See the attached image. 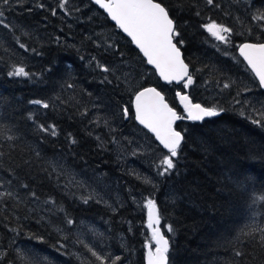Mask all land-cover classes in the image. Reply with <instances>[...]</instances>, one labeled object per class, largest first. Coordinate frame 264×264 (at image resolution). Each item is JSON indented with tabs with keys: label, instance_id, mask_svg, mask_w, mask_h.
<instances>
[{
	"label": "trees",
	"instance_id": "trees-1",
	"mask_svg": "<svg viewBox=\"0 0 264 264\" xmlns=\"http://www.w3.org/2000/svg\"><path fill=\"white\" fill-rule=\"evenodd\" d=\"M162 2L193 74L189 97L222 109L175 123L185 136L163 177L157 166L163 171L168 152L134 121L130 100L153 85L184 116L178 86L160 82L90 0H67L55 16L58 0L0 4L10 25L0 26V264H113L115 256V264H143L149 198L170 241L169 264H264V126L252 122L264 112V89L236 53L241 41L264 42V20L253 19L264 0ZM212 21L233 30L223 33L228 42L202 27ZM97 62L116 69L111 85ZM16 67L32 75L9 77Z\"/></svg>",
	"mask_w": 264,
	"mask_h": 264
},
{
	"label": "snow or ice",
	"instance_id": "snow-or-ice-1",
	"mask_svg": "<svg viewBox=\"0 0 264 264\" xmlns=\"http://www.w3.org/2000/svg\"><path fill=\"white\" fill-rule=\"evenodd\" d=\"M94 2L99 5L100 9L105 10L123 33L131 37L132 42L143 53V57L146 58L147 65H153L163 81L168 84L175 82L178 86L176 97L180 105L183 106L184 112L187 114L186 117L178 114L177 110L166 102L165 96L156 87L143 88L137 91L134 97L136 120L139 121L140 125L150 129L160 144L168 150V155H165L160 162L164 166L163 171H159L160 166H157V175L166 176L176 167L174 158L178 157V150L181 148L185 136V133L174 128V123L182 119L202 121L205 118L219 115L222 109L218 111L213 107L193 103L189 94L183 91L194 84V78L189 70V65L184 62L181 49L178 46L183 44V41L178 39L180 33L176 31L175 21L171 18L170 11L162 0H94ZM206 3L212 5L213 0H206ZM0 4L7 7L11 4V0H0ZM39 7L43 8L44 5L40 4ZM66 8L67 0H58V8L51 10L52 15L55 16L58 9L63 11ZM65 15H71V12L65 11ZM253 19L264 20V12L259 16L254 15ZM0 26L10 27V25L4 23V12L2 10H0ZM202 27L216 40L223 42L230 40V37H226L223 33H231L233 31L231 28L218 24L216 21L204 24ZM19 47L25 49L26 45L21 43ZM108 47L111 48V45H108ZM239 52L243 60L247 62V66L255 74V77L258 78L259 86L264 88V43L244 42L239 45ZM92 59L95 60V57ZM96 67L106 74L102 83L111 85L112 81L108 79L107 73H114L116 69H110L99 62H97ZM31 75V73L26 71L25 67H16L13 71L8 72L9 77H30ZM116 80L119 82L120 77H116ZM181 86L183 90H181ZM67 87L73 88L74 85L68 84ZM224 88H229V85L225 84ZM32 103L40 105L41 101L35 100ZM236 103L239 104L241 102L236 101ZM43 107L48 108L49 104L44 103ZM85 114L80 113L82 116ZM241 114L243 115L244 112ZM123 116L125 118L129 117V108L127 106L123 108ZM252 122L264 126V112H261V118L253 119ZM90 123H95V121H90ZM39 129L42 132L50 133L53 137L57 135L54 125H40ZM97 140L102 142L100 137H97ZM70 143L75 144V139H72ZM100 146L101 144L98 143V147ZM80 186H84L83 181L80 182ZM24 187L27 186L25 185ZM3 195L4 193H0V196ZM8 195H11V193ZM31 195L35 197V193ZM80 199L84 204H87L94 197L88 196ZM146 207L147 228L151 230V241L154 242V248L148 243L145 244V248L148 249L147 264H169L170 241L161 231V218L156 200L153 198L147 199ZM59 211H64V209L60 208ZM65 223L73 225L74 220L65 214ZM167 230L170 232L172 229L167 227ZM261 231H264V229H261ZM262 244H264V239H262ZM93 255H97V253L93 252ZM235 255L242 256L243 253L236 252ZM97 259L103 260L105 257L97 255ZM120 260V256H115L113 264H115V261Z\"/></svg>",
	"mask_w": 264,
	"mask_h": 264
},
{
	"label": "water",
	"instance_id": "water-1",
	"mask_svg": "<svg viewBox=\"0 0 264 264\" xmlns=\"http://www.w3.org/2000/svg\"><path fill=\"white\" fill-rule=\"evenodd\" d=\"M90 1H91L92 3L95 4L94 0H90ZM95 5H96V4H95ZM96 6L100 9L99 5H96ZM101 10H102V12L106 15V17L109 19V21L112 22V23L116 26L115 22L111 20V18L107 15V13L105 12V10H103V9H101ZM116 27H117V26H116ZM117 28H118V27H117ZM118 30H119L124 36L127 37V39L130 41V43L132 44V46L135 47V49L139 52V54L141 55V57L144 59L145 63L147 64L146 58L143 57V53L140 52L139 48H138V47L132 42L131 37H128L126 33H123V31H122L121 29L118 28ZM244 42H251V43H256V42H254V41H241V42H239V43L236 45V53L239 55V57L242 59V61H243V62L245 63V65L247 66V62L243 60V57L240 55V52H239V45L242 44V43H244ZM262 43H264V42H262ZM181 53H182V51H181ZM182 58H183V56H182ZM184 62H185V60H184ZM185 63H186V62H185ZM186 64H187V63H186ZM148 66L151 67V68L153 69V71H154L155 75L157 76V78L159 79V81H161L162 83L168 84L167 82L163 81V80L159 77V74L156 72L155 67H154L153 65H148ZM247 67H248V69L251 71L250 67H249V66H247ZM251 72H252V71H251ZM252 74H253V76L255 77V74H254L253 72H252ZM255 79L257 80V82H258V84H259V80H258V78L255 77ZM173 84H176V83L173 82ZM146 87H155V86H153V85H145V86H143V87H140V88L137 89V90L133 93V95L131 96L130 105H131V111H132V114H133V119H134V121H135L140 127H142L144 130H146V131H147V132L153 137L154 141H155V142H156L161 148H163L165 151H168L167 149H165V148L163 147L162 144H160V142L156 139L155 134L152 133L150 129H148V128L145 127L144 125H140L139 121L136 120L135 105H134V97H135V93H136L137 91L142 90L143 88H146ZM263 89H264V88H263ZM157 90L160 91L158 88H157ZM160 92H161V91H160ZM161 93H162V92H161ZM187 94H188V93H187ZM162 95H163V93H162ZM175 97H176V92H175ZM176 100H177V103H178V105L180 106L182 112L184 113V116L186 117L187 114L184 112L183 106L180 105L179 100H178L177 97H176ZM190 100H191V98H190ZM191 101H192V100H191ZM166 102H167V101H166ZM192 102H193V103H199V102H196V101H192ZM167 103H168V102H167ZM201 105H202V104H201ZM202 106H203V105H202ZM171 107H172V106H171ZM173 108H174V107H173ZM178 114H179V113H178ZM176 122H177V121H176ZM176 122H175V123H176ZM175 123H174V128H175ZM146 212H147V209H146ZM147 220H148V217H147ZM161 231H162V229H161ZM162 232H163V231H162ZM163 234H164V233H163ZM166 238H167V237H166ZM152 246H153V248H154V242H153V241H152ZM147 251H148V249H147V248H144L143 264H147V258H146V257H147Z\"/></svg>",
	"mask_w": 264,
	"mask_h": 264
},
{
	"label": "rangeland",
	"instance_id": "rangeland-1",
	"mask_svg": "<svg viewBox=\"0 0 264 264\" xmlns=\"http://www.w3.org/2000/svg\"><path fill=\"white\" fill-rule=\"evenodd\" d=\"M181 89H182V86H181ZM123 157H124V155L122 156V158H123ZM146 208H147V207L145 206V209H146ZM148 241H149L148 243H149L150 245H152L151 236H150V239H149Z\"/></svg>",
	"mask_w": 264,
	"mask_h": 264
}]
</instances>
